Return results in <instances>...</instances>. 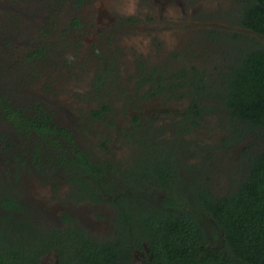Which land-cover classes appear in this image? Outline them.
<instances>
[{
	"label": "rangeland",
	"instance_id": "obj_1",
	"mask_svg": "<svg viewBox=\"0 0 264 264\" xmlns=\"http://www.w3.org/2000/svg\"><path fill=\"white\" fill-rule=\"evenodd\" d=\"M109 1L110 6L106 0H87L78 9L77 18L92 32L82 31L77 40L78 33L70 32L75 13L66 10L73 0H0V94L29 115L39 113V107L46 110L55 124L71 131L80 149L114 167L104 179L112 185L120 181L116 170L133 168L146 148L163 147L174 149L179 185L186 189L178 190L186 192L184 204H189V188L197 180L216 195L231 191L243 177L249 156L264 148V139L249 133L236 140L224 108L211 100L200 103L212 109L181 127L193 97L186 85L171 89L170 84L177 85L174 76L180 71L195 67L218 89L227 67L250 51L252 37L264 45V36L252 32L232 37L242 30L241 0H186L174 13L167 7L158 12L160 7L148 0L137 9L134 3L140 0ZM104 5L122 24L110 30L109 23L97 36L96 25H89L95 16L89 15L94 9L103 12ZM35 51L41 54L33 56ZM162 86L168 89L151 93ZM38 138L0 121V198L19 197L27 207L17 214L29 209L30 220L46 225L53 220L34 201L57 204L63 214L74 206L90 238L111 239L113 233L103 231L111 224L103 210L88 214L85 209L95 203L80 206L70 199L72 188L58 158L72 153L71 143L57 137L64 150L51 149V143L43 151ZM156 196L166 199L168 194L155 190ZM5 212L0 200L4 226ZM202 223L210 249L217 252L222 241L213 237V221Z\"/></svg>",
	"mask_w": 264,
	"mask_h": 264
},
{
	"label": "trees",
	"instance_id": "obj_2",
	"mask_svg": "<svg viewBox=\"0 0 264 264\" xmlns=\"http://www.w3.org/2000/svg\"><path fill=\"white\" fill-rule=\"evenodd\" d=\"M241 23L245 29L264 36V0H244ZM240 36L241 33L232 34L236 39ZM252 38L254 43L250 51L246 54L240 51L242 57L227 67L218 89H213L207 77L195 67L174 76L179 82L170 84V88L186 85L193 97L181 127L190 125L188 121L195 123L212 109L200 103L211 100L224 108L236 140L249 133L264 139V45L259 39ZM163 81L164 78L160 79L162 85ZM167 89L162 86L151 93ZM0 121H11L16 130L34 133L46 145L55 143L59 135L67 137L73 152L62 154L58 163L67 173L68 181L76 184L83 198L88 195L102 197L100 192L97 193L96 185L106 187L103 178L108 171H115L114 167L95 162L81 151L70 132L54 124L46 110L29 115L0 94ZM237 124L242 128L235 129ZM145 150L125 179L133 185L134 192L146 198H150L153 191L148 188H154V191L166 192V199L157 205L145 204L147 201L142 199L140 204L131 202L137 209L126 208V218L120 217L121 224H127L126 234L115 241L92 240L79 230L74 237H61L58 244L61 264H130L132 250L135 246L142 247L144 242L148 243L153 255L147 264H264V148L249 156L243 177L222 196L214 194L207 184L198 180L191 184L189 204L182 200L186 192L178 193V190L186 189L179 185L182 181L174 149L153 147ZM0 200L9 213L22 208L10 195H4ZM208 218L215 224L213 237L222 241V248L217 252L210 249V240L202 223ZM3 220L9 221L8 217ZM27 228L31 229V226ZM23 238L0 225V264L38 262L40 252L29 251L31 243H24ZM51 247L47 245L46 252Z\"/></svg>",
	"mask_w": 264,
	"mask_h": 264
},
{
	"label": "flooded vegetation",
	"instance_id": "obj_3",
	"mask_svg": "<svg viewBox=\"0 0 264 264\" xmlns=\"http://www.w3.org/2000/svg\"><path fill=\"white\" fill-rule=\"evenodd\" d=\"M60 1H62V0H60ZM73 1L74 2H71L70 6L69 5L67 6L66 10H69L70 13H75V15L72 14V16H74V17L70 20V32H77L78 35L76 34L75 38L77 40H79L78 39L79 33L81 34L82 31H83L82 32L83 34L90 33V32H92V28H90L89 26H85V23H83L81 21V19L77 18V16H76V12H78V9L80 7L85 6L87 3V0H73ZM143 1L144 0H140V1H136L134 3V6L136 7V9H137V6L138 7L143 6V4H144ZM148 1H151L150 2L151 6L160 7V9H158L157 11L158 12L161 11V13H164V11H165L164 7H167L169 9L168 11H170L172 13L178 12L186 4V0L185 1L184 0H148ZM212 1L213 0L208 1V2H211V4H212L214 2V1L213 2ZM241 2L243 5L240 8V13H239L240 18H241L240 21L242 20V10L244 7V0H241ZM105 4L110 6V1L106 0ZM104 8H105V5H104ZM103 10L104 11L101 12V11H98L97 9H94L89 15L92 18H93V16H95V20L92 19L91 23L89 25L90 26L96 25L95 27H97V30L95 31V34L97 36H102L105 33V31L107 30V25H109V23H110V25L108 26V28L110 30L112 27H115L118 22L120 24H122V21H119L118 19H116L115 16H109V12L107 11L106 8ZM93 23H95V24H93ZM103 25H105V26H103ZM86 27H88V28H86ZM243 32L250 33L251 31L245 29L244 27H242L241 32L236 31V33H241V34ZM256 35H258V34H256ZM259 36H262V35H259ZM40 54H41L40 51H35V52H33L32 55L38 56ZM10 103L13 104L12 102H10ZM13 105L16 106L15 104H13ZM39 108H40V111L37 114H41L42 108L41 107H39ZM20 109H22V108H20ZM104 109H106V108H104ZM94 115L97 117H100V112H95ZM9 123L11 125L13 124L11 121ZM60 128L66 129L64 127H60ZM69 132L71 134V131H69ZM27 135H35V134L31 133V134H27ZM57 137L63 138L66 141H68V138L64 137L62 135H59ZM73 140L75 141L74 138H73ZM54 145H55V148H54ZM60 146H61L60 141H56L50 147H51V149H59ZM37 147L40 150L44 151L45 148H47V145L45 143H41V141H39V139H38ZM71 149H72V147H71ZM80 150L83 151L82 149H80ZM71 151L73 152V149ZM37 152L40 154L42 151L37 150ZM83 152H85V151H83ZM85 153L90 155L87 152H85ZM91 159L93 161H95L92 156H91ZM60 167H62V166H60ZM116 171L119 173V179H120V181L118 182L117 185H112L113 183L106 182L104 180L105 178H103V180L107 184L106 187H104L100 184L96 185L97 186L96 191H97V193L100 192L102 197L99 195L98 196L96 195L94 197L88 195L85 198H83L82 194L78 192V188L76 187V184L71 182V181L69 182L70 188H72V194L70 196V199L72 201H74V204L77 203L78 205L82 206L81 204L84 202L95 203V205L96 206L98 205L99 207H95V205H94V207L89 206V208L85 209L86 210L85 213L91 214L95 211L103 210V212L105 214H107L106 217L107 216L109 217L108 219H109V221H111V224H110V226L107 224V226L105 228L103 227V231L105 230L104 232L108 231L109 233H113L112 238L107 239V241H103L102 243L115 241L118 237H122V235L126 234L125 230L127 229L126 228L127 224H125V223L121 224L120 217L126 218V211L125 210L127 207L132 211H135V209H137V206H135V205L132 206L131 202L134 204H140L141 203L140 199H142V200H145V202L147 201V203H145V204L157 205L159 203V201L163 200V199H160V198L158 199L157 197H155V191L154 190L151 192L150 198H146L145 196H142L141 194H139V192L138 193L134 192L133 191L134 189L133 190L131 189L133 185H130L125 179L127 177V172L129 170H126V169H122V170L120 169L119 170L118 169ZM109 172L110 171H108V173ZM11 197H13V199L15 201L20 203L21 206L27 207V204L24 202V200L20 199L19 197H14V196H11ZM33 204H35L37 207L42 208V211L45 212L46 215L48 216L47 217L48 221L53 220V223H48L46 225L43 222L41 223L39 220H35L33 222L32 220L29 219V216L31 215L27 211L29 209L26 210V212H25L26 214H24V213L23 214L22 213L17 214L21 209H19L15 213H9L7 211V209H5L3 205L2 206L6 211L5 215L8 216V218H10V219H14V221L16 223V224L13 222L10 223L7 220L8 224L6 225V227H8L10 229L12 234L18 233L19 236L24 237L22 239L24 243H31L29 245L30 247L28 248L29 251H32L35 253L40 252L38 254L39 260L36 264H61V256H60V253L58 250V247H59L58 244L60 242L61 237H63V238H67L69 236L74 237L76 235L77 231L79 230L80 232L84 233L89 239H92V238H90L89 230L87 229V227L81 225V223H78V221H77L78 220L77 219V215H78L77 210L72 209L74 206L71 208V210L66 208V211H63L64 212V214H63V213H61V210H62L61 206L57 207V204L53 207L51 203L45 202V201L39 200V199H38V202L34 201ZM104 206H106V207H104ZM83 208H84V206H83ZM21 215L25 216V218H21L20 217ZM32 217L34 218V216H32ZM16 220H20V221L16 222ZM1 223H4V222H1ZM28 225L31 226V229L27 228ZM47 245L52 246L51 250L48 252H46ZM70 246H72V245H70ZM131 255H132L131 261H129L130 264H147L148 262H150L153 259L151 249L148 246L147 242H144L142 244V247L135 246L134 249L132 250ZM118 264H121V263L119 262Z\"/></svg>",
	"mask_w": 264,
	"mask_h": 264
}]
</instances>
